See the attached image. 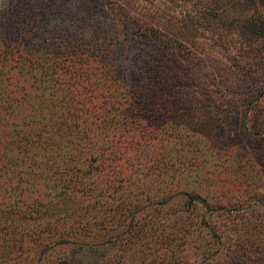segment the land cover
<instances>
[{"label": "trees", "instance_id": "trees-1", "mask_svg": "<svg viewBox=\"0 0 264 264\" xmlns=\"http://www.w3.org/2000/svg\"><path fill=\"white\" fill-rule=\"evenodd\" d=\"M223 1L241 5L231 28L257 51L264 12L252 7L262 0ZM111 2L96 3L110 18L107 34L92 28L86 41L33 40V25L0 30L3 40H20L9 46L0 39V264H39L46 250L78 240L71 227L90 225L98 238L119 225L154 234L158 224L145 221L146 205L176 195L183 205L205 201L178 181L167 183L166 154L153 149L185 137L175 113L212 99L189 86L194 76L170 33L137 24L118 3L113 12ZM126 37L148 42L151 51L127 64L114 58L132 45ZM64 196L73 203L60 215L53 200ZM52 264L68 261L63 256Z\"/></svg>", "mask_w": 264, "mask_h": 264}, {"label": "rangeland", "instance_id": "rangeland-1", "mask_svg": "<svg viewBox=\"0 0 264 264\" xmlns=\"http://www.w3.org/2000/svg\"><path fill=\"white\" fill-rule=\"evenodd\" d=\"M99 1L0 0V30L7 24L33 25V40L57 35L86 41L92 28L107 34L110 27L107 13L96 5ZM113 1L137 24L170 33L194 76L189 86L206 91L212 99L175 113L172 120L183 125L185 137H172L153 149L166 154V182L178 181L205 201L183 205V197L176 195L168 203L146 205L145 221L158 224L154 234L151 229L135 235L119 225L98 238L90 225L85 230L71 227L70 232L83 239L72 234L78 238L75 243L46 250L39 264H52L63 256L68 264H264V41H258L256 51L235 34L230 20L241 5L233 1ZM262 2L252 8L264 12ZM111 3L114 12L116 3ZM32 12L40 20L28 18ZM18 40L3 41L11 46ZM150 48L148 42H135L114 58L127 64ZM53 201L52 208L60 215L73 203L67 196ZM183 207L187 210L177 211Z\"/></svg>", "mask_w": 264, "mask_h": 264}]
</instances>
